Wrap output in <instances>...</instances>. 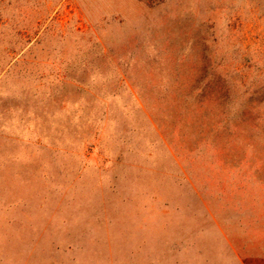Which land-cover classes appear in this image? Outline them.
Instances as JSON below:
<instances>
[{
  "label": "rangeland",
  "instance_id": "obj_1",
  "mask_svg": "<svg viewBox=\"0 0 264 264\" xmlns=\"http://www.w3.org/2000/svg\"><path fill=\"white\" fill-rule=\"evenodd\" d=\"M0 264H264V0H0Z\"/></svg>",
  "mask_w": 264,
  "mask_h": 264
}]
</instances>
